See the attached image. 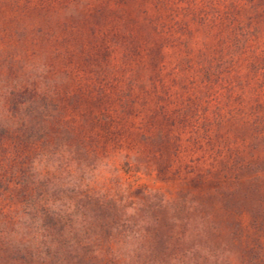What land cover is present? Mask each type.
I'll use <instances>...</instances> for the list:
<instances>
[{"label":"rangeland","instance_id":"rangeland-1","mask_svg":"<svg viewBox=\"0 0 264 264\" xmlns=\"http://www.w3.org/2000/svg\"><path fill=\"white\" fill-rule=\"evenodd\" d=\"M257 12L0 0V264H264Z\"/></svg>","mask_w":264,"mask_h":264},{"label":"trees","instance_id":"trees-1","mask_svg":"<svg viewBox=\"0 0 264 264\" xmlns=\"http://www.w3.org/2000/svg\"><path fill=\"white\" fill-rule=\"evenodd\" d=\"M249 2V5L251 8L253 9H256L259 13H264V0H248ZM257 12V13H258ZM250 20V18H248V21ZM253 20V19H251ZM252 31H256V29L254 28ZM224 62L227 63V65H232L233 62H234V55L232 54V52H230L228 58H226L224 60ZM258 130V128H257ZM249 166L250 164L247 163ZM95 198H97V200H99V196H96ZM54 210L52 209H46L44 211V213H47V214H50L52 213ZM127 221V219L124 220V223ZM129 221V220H128ZM125 225V224H124ZM150 238V237H149ZM147 238V242H151V240ZM172 252L170 253V256H169V259H168V264H173V262L177 259V260H183V261H186L187 258H189L190 254H192L193 252H191L189 249L187 248H180L179 245L177 246H174L173 248H171ZM156 259V258H155ZM159 259V258H158ZM156 259L157 261H162V260H158ZM161 259V258H160Z\"/></svg>","mask_w":264,"mask_h":264}]
</instances>
